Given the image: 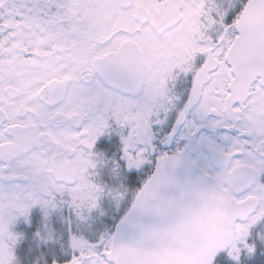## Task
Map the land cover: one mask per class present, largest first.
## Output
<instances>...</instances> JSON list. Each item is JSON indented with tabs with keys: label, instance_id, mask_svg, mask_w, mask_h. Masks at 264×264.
<instances>
[{
	"label": "snow or ice",
	"instance_id": "snow-or-ice-1",
	"mask_svg": "<svg viewBox=\"0 0 264 264\" xmlns=\"http://www.w3.org/2000/svg\"><path fill=\"white\" fill-rule=\"evenodd\" d=\"M0 264H264V0H0Z\"/></svg>",
	"mask_w": 264,
	"mask_h": 264
}]
</instances>
